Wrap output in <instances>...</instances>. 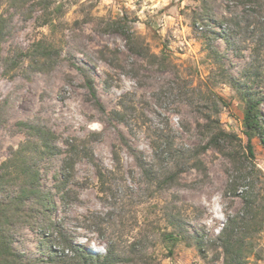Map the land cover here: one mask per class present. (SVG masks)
<instances>
[{
	"label": "rangeland",
	"instance_id": "obj_1",
	"mask_svg": "<svg viewBox=\"0 0 264 264\" xmlns=\"http://www.w3.org/2000/svg\"><path fill=\"white\" fill-rule=\"evenodd\" d=\"M203 2L212 19L200 20ZM15 8L13 0H0V18L10 21L0 57L40 42L61 55L42 72L30 61L14 68L0 59V108L8 120L0 130V165L25 141L24 134L12 135V126L40 117L61 146L87 141L107 174L102 187L98 167L77 161L70 197L62 201L60 169L49 173L45 183L61 234L86 253L104 256L111 249L125 258L122 264H226L218 237L253 203L258 218L235 233L243 237L242 264H264V147L254 138L256 158L250 157L243 123L244 95L264 100V0H29ZM83 62L92 68L105 114L88 100L84 76L74 66ZM210 120L237 136L236 161L203 150ZM153 132L172 136L182 151L196 149L206 171L191 162L181 187L151 184L132 150L164 168L154 158ZM179 213L188 240L171 248L165 235L176 232L171 216ZM37 233L22 230L19 241L43 260L38 264H80L58 233L50 237L53 253Z\"/></svg>",
	"mask_w": 264,
	"mask_h": 264
},
{
	"label": "trees",
	"instance_id": "obj_2",
	"mask_svg": "<svg viewBox=\"0 0 264 264\" xmlns=\"http://www.w3.org/2000/svg\"><path fill=\"white\" fill-rule=\"evenodd\" d=\"M27 1L29 0H18V2L13 0L16 11L25 7ZM203 3L204 10L200 20L212 19V10L207 2ZM11 17L13 18V15ZM9 22L8 18H0V51L1 44L9 38V31H7L10 26ZM60 55L59 50L53 44L40 42L27 51H17L14 52L12 57L1 56L0 59L5 65L11 64L14 68H19L24 62L30 61L35 71L42 72L46 71L47 68H52L55 65V60L60 58ZM74 66L84 76L89 102L94 109L105 114L107 109L95 86L91 66L85 62L78 66L74 64ZM244 98L247 100L243 120L245 134L248 138L247 150L250 157L255 159L254 138H259L264 147V114L261 111L264 100L248 93L244 95ZM115 117L123 121L122 119H125L126 116L121 112H115ZM209 123L210 139L203 150L205 152L207 149L216 150L236 161L238 157L235 146L237 136L226 132L216 121L210 120ZM7 124L8 120H6L0 108V130L6 127ZM11 133L12 135L24 134L25 141L20 144L17 150L11 151V156L7 162L0 165V264H38L43 261L31 256L20 247L21 231L27 228L39 231L37 234L44 240L45 245L48 244L51 253L53 251L50 245V237L58 233V239L66 245L65 248L72 249L76 254L78 253L77 257L80 264L124 263L125 258L117 255L111 249L104 256L86 253L77 249V246L70 243L67 235L61 234L58 225L54 221L56 201L52 190L45 183L49 173L54 168L58 167L61 172L57 184V193L62 201L70 197L75 165L79 160L87 159L98 167V178L102 183V187L107 184V174L96 164L95 156L87 141H66L63 142L64 146H61L58 135L40 117L17 122L12 126ZM148 135L155 160L160 161L165 167L157 170L153 165H149L146 160L135 154V151L132 150V153L151 184L158 183V187L161 189L181 187V177L187 167L191 165V162H194L193 165L197 170L203 173L206 171L196 149H186L184 151L178 149L173 137L163 134V132H153V134ZM126 145L129 146L127 142ZM115 160L118 164L121 163L117 152H115ZM257 211L258 207L250 203L241 215L232 217L225 225L218 239L226 254V264H242L240 251L243 247V237H240L235 231L240 232L242 227L248 229L246 226L249 223L248 220H256L258 218ZM171 220L172 225L176 227V232L165 236L166 241L171 244L172 248L181 241H187L189 232L185 228L183 222L185 219L181 213L171 216ZM64 259H67V257H64ZM59 261L63 263V258Z\"/></svg>",
	"mask_w": 264,
	"mask_h": 264
}]
</instances>
